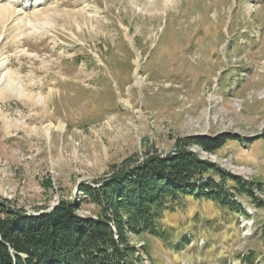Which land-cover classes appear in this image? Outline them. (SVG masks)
Segmentation results:
<instances>
[{
	"label": "rangeland",
	"instance_id": "1",
	"mask_svg": "<svg viewBox=\"0 0 264 264\" xmlns=\"http://www.w3.org/2000/svg\"><path fill=\"white\" fill-rule=\"evenodd\" d=\"M177 144L252 186L173 203L143 264H264V0H0L4 209L92 220L82 185Z\"/></svg>",
	"mask_w": 264,
	"mask_h": 264
},
{
	"label": "trees",
	"instance_id": "2",
	"mask_svg": "<svg viewBox=\"0 0 264 264\" xmlns=\"http://www.w3.org/2000/svg\"><path fill=\"white\" fill-rule=\"evenodd\" d=\"M239 141V136L224 134L211 142L195 143L214 154L227 142ZM176 147L173 154L127 165L94 186L82 185L81 204H92L97 211L92 220L76 216L77 203L61 201L37 214L9 211L0 205V264H143L148 253L144 245L136 249L131 236L159 237L164 213L181 198L241 212L229 198L234 190L248 194L252 184L226 177L183 145ZM229 184L233 185L229 188Z\"/></svg>",
	"mask_w": 264,
	"mask_h": 264
},
{
	"label": "bare ground",
	"instance_id": "3",
	"mask_svg": "<svg viewBox=\"0 0 264 264\" xmlns=\"http://www.w3.org/2000/svg\"><path fill=\"white\" fill-rule=\"evenodd\" d=\"M152 6H153V5H152ZM152 6H151V7H152ZM10 95H12V94L10 93L8 96H10ZM45 133H46V135H49V131H48V130H47Z\"/></svg>",
	"mask_w": 264,
	"mask_h": 264
}]
</instances>
